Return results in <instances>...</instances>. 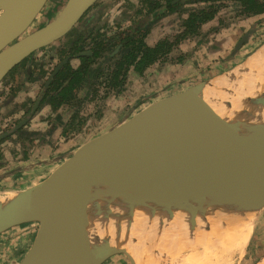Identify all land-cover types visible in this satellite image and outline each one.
<instances>
[{"label":"water","instance_id":"95a60500","mask_svg":"<svg viewBox=\"0 0 264 264\" xmlns=\"http://www.w3.org/2000/svg\"><path fill=\"white\" fill-rule=\"evenodd\" d=\"M51 1L0 0V86L26 59L69 35L101 0H66L57 16L43 21ZM220 76L146 105L75 152L43 181L11 192L4 199L9 203L0 208V235L23 225L38 227L30 248L15 264H107L116 256L139 264L128 250L106 245L100 211L109 223L119 214L130 224L138 208L168 217L167 223L172 221L167 203L183 206L191 201L195 206L186 222L190 237L200 230L199 225L205 227L206 217L196 205L203 195L211 198V205H233L234 213L261 202L255 219L264 213V128L255 122L264 107V95L245 97L248 110L238 115L232 112L228 97L213 87ZM26 121L1 134L0 141ZM163 165L164 173L150 175L151 169ZM123 187L136 192L139 199L129 202L120 191ZM116 226L118 230L126 225Z\"/></svg>","mask_w":264,"mask_h":264},{"label":"rangeland","instance_id":"374dc122","mask_svg":"<svg viewBox=\"0 0 264 264\" xmlns=\"http://www.w3.org/2000/svg\"><path fill=\"white\" fill-rule=\"evenodd\" d=\"M140 1L142 0H101L69 35L60 42L38 51L19 65L13 74H9L0 86V97L4 91L6 92L5 89L13 83L17 87L11 92L9 91L10 95H13V90H16V93H22L23 90L39 92L46 77L37 84L29 83V74L33 75L32 78H38L41 74L47 76L78 40L91 45L90 41L93 38L100 39L103 36H111L120 29L127 28L132 22L138 21L145 14L140 13ZM65 3L66 0H52L44 12L46 17L43 21L46 18L51 19L57 16ZM230 10H234V7L230 6ZM230 15L226 13L224 19L231 20ZM177 18L179 19V16H170L168 20H165L171 21V24H161V22L154 24L155 28L149 34V41L152 43L156 38L171 35L180 26V24H176ZM255 22V20H251L248 23L229 24L225 27H221L219 24H208L199 37L183 42L164 64L152 66L143 75L131 72L122 91H112L107 88L105 77L95 78L92 86L88 90L81 91L79 96L84 100L79 109L84 114V123L86 122V124L79 133L74 132L73 135L70 133L66 136L67 139L64 136H59L63 127L61 121L55 119L56 130L54 128L52 130L50 123L54 122V119L47 112H43L40 122L42 124H40L38 132L31 131L34 130V127L28 125L23 132L14 134L0 142L1 198L8 199L12 196L11 192L21 191L43 181L75 152L130 119L146 105L220 76L243 63L264 45V18L259 21L260 24H254ZM246 34H250L249 39L235 51L238 43ZM180 56L184 57L183 61L178 60ZM14 96L18 95L14 93ZM5 101L0 98V106ZM28 108L19 110L20 112L14 115L13 122H9L7 126L6 121L10 108L0 113V135L6 130H11L10 128L14 127L15 123L20 122L23 113ZM66 110L67 108L63 112ZM41 111L42 109L35 114V118ZM37 121L40 119L38 118ZM182 216L184 215H177L176 219ZM114 217L116 219L112 218L111 222L116 226L119 214H115ZM25 228L30 229L31 235H25ZM37 229V225L34 224L30 227L23 225L0 235V264L20 262L27 252L28 246L32 244ZM165 229L168 230L166 231L167 235L172 234L168 236V239L164 235L165 232L162 234V241L165 238V242L163 241L162 244L163 249H167L168 245L173 244L177 237L172 230L171 232L169 228ZM253 233L256 238L252 237ZM252 236L244 256L236 252L231 255L229 262L223 264L256 263V260L264 252V213L258 214L255 219ZM146 238V236L143 237V242L146 241ZM24 240L28 241L27 246L24 244ZM140 242L142 243V240ZM115 261L116 263H114ZM111 262L130 264L125 256H116ZM260 264H264V259Z\"/></svg>","mask_w":264,"mask_h":264},{"label":"bare ground","instance_id":"6f19581e","mask_svg":"<svg viewBox=\"0 0 264 264\" xmlns=\"http://www.w3.org/2000/svg\"><path fill=\"white\" fill-rule=\"evenodd\" d=\"M213 87L228 97L232 112L245 114L249 104L245 97L248 99L264 95V48L250 57L244 65L215 79ZM261 111L255 122L264 128V107ZM163 166L164 168L151 169L150 175L158 177L164 173L167 167ZM124 188L120 191L133 203L138 194L130 188ZM206 198L207 195L200 197L202 201L196 205L200 207V213L205 215L208 223L203 219L205 227L202 229L199 225V229L203 231L197 230L191 237L188 235L186 224L191 219L190 212L193 205L195 206L191 201L185 202V206L167 203V214H172V221L167 223L164 222L169 220L168 217L149 214L146 209L138 208L130 218V224L122 217L119 219L117 224L123 223L126 226H121L118 230L113 222H107L106 213L100 211L106 245L128 250L139 264H223L229 262L231 255L236 252L243 255L251 239L255 213L261 207V202L253 204L250 209L241 208L238 213H234L236 208H233V205H211V198ZM7 203L9 202L0 196V208ZM177 215L184 216L176 219ZM160 223L164 224L159 230ZM165 228H169L177 236L176 241L173 242L174 238L171 240L173 244L170 242L167 249L164 247L166 250L163 249L165 238L162 241V234L165 232L164 235L168 239L172 233L167 235L168 230ZM144 236L147 237L146 242L141 244L140 240L143 242Z\"/></svg>","mask_w":264,"mask_h":264},{"label":"trees","instance_id":"16d2710c","mask_svg":"<svg viewBox=\"0 0 264 264\" xmlns=\"http://www.w3.org/2000/svg\"><path fill=\"white\" fill-rule=\"evenodd\" d=\"M167 0L166 11L170 13L177 12L183 0ZM189 3H204L206 8L194 10L189 13L186 19L182 21L180 31L173 37H166L158 41L154 46L146 43L148 32H143L141 27H130L117 34V41L111 47L110 42L113 38L99 41L92 51V55L78 57L81 65L74 69L70 63L53 80L49 92L58 94L52 98L51 103L53 111H57L63 105H66L75 98V93L84 84L91 81L106 72L109 77V85L113 90L122 91L128 80V74L131 68L138 73L143 74L147 69L157 63L167 61L175 49L184 41L199 37L201 30L207 23L215 20L220 14L222 8L227 7L226 3H233L237 6L235 13L230 17L231 22L245 21L250 18H264V0H187ZM159 8V7H158ZM157 7L151 8L149 13L155 12ZM220 21L219 26L225 27ZM120 47L118 55L111 56L114 49ZM83 48L76 53L85 52ZM109 51V52H108ZM99 59L104 60L107 66L102 67ZM184 57L180 56L179 61ZM103 69V70H102ZM67 83L66 86L64 84Z\"/></svg>","mask_w":264,"mask_h":264},{"label":"flooded vegetation","instance_id":"af4514ba","mask_svg":"<svg viewBox=\"0 0 264 264\" xmlns=\"http://www.w3.org/2000/svg\"><path fill=\"white\" fill-rule=\"evenodd\" d=\"M176 2H178V0ZM140 3H141L140 13H142V14L145 13V14L138 21L132 22L130 26H128L127 28H124V29L123 28L120 29L118 32H116L115 34H113L111 36H108V35L107 36H103L100 39H98V38L97 39H94L93 38L90 41L91 45L90 44H88V45L87 44H84V43L81 42L82 40L81 41L78 40L76 42V44L71 48V50L69 52H67V54H65V56H63L59 60L58 64L47 75L48 77L47 76H43V74L40 73L41 76H39L38 78H36V77L32 78L33 75H30L29 74L28 75V78L30 79L29 83H36L37 84V82H40L45 77H46V80L44 81V84L42 85V87L39 90V92L38 91L37 92L36 91H34V92H30V91L27 92V91H25V93H24L22 91L23 94L26 95V98L24 99V101H21L19 103L17 102L16 104H14L10 108V111L8 112V115H7L8 120L6 121V123H7L6 126L9 124V122L10 123L13 122V119L15 118L14 115L17 112H20L19 110L22 111V110L28 108V106H29V108L24 113L22 112L23 113V116H22L20 122H18L17 124L15 123V125H14V127H16L22 121L27 120L25 122L24 126H22L21 128H19V130H17V132L14 133V134L23 132L24 129L27 128L28 125L30 124V121L35 117V114L37 112H39L41 109L43 110L45 106H48V107H50L51 112L50 113L48 111H46V112L51 117H53L54 124H55V119L56 120L58 119L63 124L62 125L63 126L62 127V132H60V137L61 136H64V138L67 139L66 136H68L70 133H72V135L74 134V132L79 133L82 130L83 126L86 124V122L84 123V116H83L84 114L79 109L82 101H84L82 98L79 97L80 96V92L81 91L83 92L84 89H87L88 90L92 86L95 78L91 81V83L89 84V86L87 84H84L80 89H78V91L75 93V98L73 100H71L70 103H68L66 105H63L57 111H53V106H52L51 100L58 93L57 92H52V91L49 92L48 89L50 88V85L52 84V82L56 78V76L65 68V66L68 63H70L71 66L74 69H77L81 65V61H80V59L78 57H82V56H86V55H92V51L90 49H94L95 45L99 41H101V40H106V39H110V38L112 40V38H113V41L109 43V44H111V47L109 48V50L112 49L113 48L112 45L117 41V38H116L117 36L116 35L119 34L121 31L126 30V29H128L130 27H134V28L141 27L142 30H143V32H148V35L146 37V43L148 45H150V46H154L161 39H164L166 37H173V36H175L180 31L182 21L187 18V16L189 15L190 12H192L194 10H199V9H202V8H206V6H207L204 3H189V1L183 0L182 1L183 4H182L181 8L177 12L170 13V12H167L166 11V5H167L166 3H167V0H142V1H140ZM226 5H227V7L222 8V10H221L220 14L218 15V17L215 20L207 23V25L208 24H220V21H222L224 24H242V23H248L251 20H255L256 21L254 24H260L261 22L259 23V21H261L263 19L262 17L261 18L255 17V18H250V19L245 20V21H238V22H231L232 20H229V19H228V21H226L224 19V16L226 15V13L230 15L232 13H235V11L237 9V6L235 4H233V3H229L228 2V3H226ZM230 6H233L234 7V10H232V11L230 10L231 12L229 11ZM153 7H157V8L159 7V8L156 9L155 12L149 13L152 10L151 8H153ZM93 8L94 7H92L88 12H90ZM88 12L86 13V15L88 14ZM170 16H174V17L175 16H179V19L177 18L178 20H177V23H176V24H180L179 28L177 30H174V32L171 35L161 36L159 38H156V40L151 43V41H149V38L148 37H149V34L152 32V30L155 28L154 27V24H160V22H161V24H171L172 23L171 21H169V22L168 21H165V20H168V18ZM113 23H115V22H113ZM207 25H205V26H207ZM204 27H203V29H204ZM203 29L201 30V32L203 31ZM180 45L177 48H179ZM81 48H83V50H86V51L85 52L76 53V51L79 50V49H81ZM63 49H64V47L62 48V50ZM119 51H120V47L115 48L111 56L118 55ZM66 59H68V62L62 67V69L56 75H54V72L56 71V69L58 68V66L63 61H65ZM99 60H100L99 61V64H98L99 66L100 65H102V67L107 66V64H106L107 62L105 63L104 60H102V59H99ZM165 62L160 63V64H164ZM157 64H159V63H157ZM18 67L19 66H17L15 69H17ZM15 69L10 73V75L13 74V72L15 71ZM149 69H147V70H149ZM133 71H134L133 68H131V70L129 71L128 76ZM145 72L143 74H145ZM143 74H140V75H143ZM107 76H108L107 73L104 72V70H103V72L101 73V75L98 76V77H96V79H99L101 77H105V79H106L105 80L106 81L105 83H107L106 84V87L109 88L112 91H119V89L113 90L110 87V85H109V77H107ZM32 79H34V80L31 81ZM12 83H13V81H12ZM67 83H68V81L64 84V86H66ZM16 87H17V85L14 86V83L12 85H10L8 88L5 89L6 92L4 91L3 92L4 94H2V96L0 98H2V100L4 99V101H5V100H8L9 98H11L14 95V93L17 94L15 92L16 90H13L14 91L13 92V95L8 94L9 91L11 92L12 89H15ZM33 93H35L36 95L34 94L35 95L34 96ZM21 99H23V97ZM65 108H67V110L65 112H63ZM52 123L53 122H51L50 124H52ZM14 127L12 126L10 129L12 130ZM11 130H6L5 133H7V132H9ZM11 136L7 137L4 140H7ZM4 140H2V141H4ZM2 141H0V142H2Z\"/></svg>","mask_w":264,"mask_h":264},{"label":"crops","instance_id":"0c3cea01","mask_svg":"<svg viewBox=\"0 0 264 264\" xmlns=\"http://www.w3.org/2000/svg\"><path fill=\"white\" fill-rule=\"evenodd\" d=\"M8 90V89H7ZM23 92L25 93V90H23ZM23 92L22 93H17V95L18 96H12L11 98H9L8 100H6L1 106H0V113H2L3 111H5L7 108H11L14 104H16L17 102L19 103V102H21V101H24V99L26 98V95L24 94L23 95ZM23 97V99H21ZM29 97V96H28ZM46 111H48L49 113L51 112V110H50V107H48V106H45L44 107V109L37 115V117L35 118H33L31 121H30V126L32 125L33 127H34V130H31V131H34V132H38V130H39V127H40V124H42V123H40L41 122V117H42V115H43V112H46ZM38 118L40 119V121H37L38 120ZM37 121V122H36ZM66 122V121H65ZM55 126H57L56 124H54V122H53V124H50V128L52 129V128H55ZM53 130V129H52ZM55 130H56V128H55ZM59 136H60V133H59ZM25 235H31V233L30 232H28V233H25ZM27 243H28V241L27 240H24V244L27 246ZM30 246H31V244H30ZM30 246H28V249L30 248ZM262 259H264V252H263V254H261L260 256H259V259L258 260H261L259 263H257V264H260L261 262H262ZM114 263H116V261L114 262ZM113 262H108L107 264H114Z\"/></svg>","mask_w":264,"mask_h":264}]
</instances>
